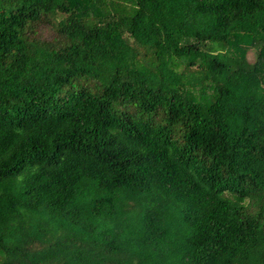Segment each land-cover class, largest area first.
Returning <instances> with one entry per match:
<instances>
[{"label": "trees", "instance_id": "16d2710c", "mask_svg": "<svg viewBox=\"0 0 264 264\" xmlns=\"http://www.w3.org/2000/svg\"><path fill=\"white\" fill-rule=\"evenodd\" d=\"M0 264H264V0H0Z\"/></svg>", "mask_w": 264, "mask_h": 264}, {"label": "rangeland", "instance_id": "374dc122", "mask_svg": "<svg viewBox=\"0 0 264 264\" xmlns=\"http://www.w3.org/2000/svg\"><path fill=\"white\" fill-rule=\"evenodd\" d=\"M246 55H247V58H248L249 61H253L254 60V52H253V50H248Z\"/></svg>", "mask_w": 264, "mask_h": 264}]
</instances>
